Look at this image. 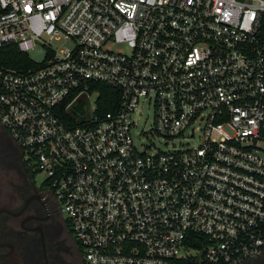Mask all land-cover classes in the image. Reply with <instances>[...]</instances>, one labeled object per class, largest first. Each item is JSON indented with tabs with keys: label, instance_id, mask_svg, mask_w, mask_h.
Returning <instances> with one entry per match:
<instances>
[{
	"label": "built area",
	"instance_id": "built-area-1",
	"mask_svg": "<svg viewBox=\"0 0 264 264\" xmlns=\"http://www.w3.org/2000/svg\"><path fill=\"white\" fill-rule=\"evenodd\" d=\"M8 46L46 49L0 64V124L47 173L86 264L264 254V0H0ZM146 103L172 149L138 148Z\"/></svg>",
	"mask_w": 264,
	"mask_h": 264
},
{
	"label": "flooded vegetation",
	"instance_id": "flooded-vegetation-1",
	"mask_svg": "<svg viewBox=\"0 0 264 264\" xmlns=\"http://www.w3.org/2000/svg\"><path fill=\"white\" fill-rule=\"evenodd\" d=\"M36 173L0 124V264H86L58 200ZM244 264H264V254Z\"/></svg>",
	"mask_w": 264,
	"mask_h": 264
},
{
	"label": "rangeland",
	"instance_id": "rangeland-1",
	"mask_svg": "<svg viewBox=\"0 0 264 264\" xmlns=\"http://www.w3.org/2000/svg\"><path fill=\"white\" fill-rule=\"evenodd\" d=\"M65 46L70 47L71 43L66 44ZM45 53L46 49L44 47L37 46L28 52V56L34 62L41 63L45 58ZM136 121L138 127L136 129L137 137L135 136V142L140 150L142 149L141 146H148L151 142L156 144L162 151H167L173 148L171 143L169 145H165L164 141L160 137L151 136L149 134L153 123V113L148 103L143 105L140 114L136 116ZM36 178L38 181H45L47 179V173L39 171L36 173Z\"/></svg>",
	"mask_w": 264,
	"mask_h": 264
},
{
	"label": "trees",
	"instance_id": "trees-1",
	"mask_svg": "<svg viewBox=\"0 0 264 264\" xmlns=\"http://www.w3.org/2000/svg\"><path fill=\"white\" fill-rule=\"evenodd\" d=\"M20 63H29V57L16 46H8L0 50L1 65L17 67ZM98 90L100 91L98 100L99 111L107 113L115 110L119 100V91L105 85H100Z\"/></svg>",
	"mask_w": 264,
	"mask_h": 264
}]
</instances>
